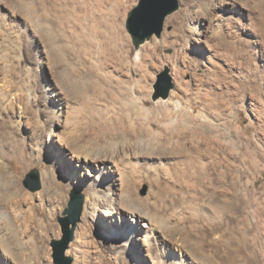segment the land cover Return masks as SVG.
<instances>
[{
	"label": "rangeland",
	"instance_id": "1",
	"mask_svg": "<svg viewBox=\"0 0 264 264\" xmlns=\"http://www.w3.org/2000/svg\"><path fill=\"white\" fill-rule=\"evenodd\" d=\"M138 2L0 0V93H14L0 102V264H55L73 193V264H264V0H179L136 50ZM167 70L173 88L154 100ZM100 132L119 152L104 163L70 141ZM239 135L242 178L206 151L239 152ZM131 170L156 209L120 245Z\"/></svg>",
	"mask_w": 264,
	"mask_h": 264
},
{
	"label": "water",
	"instance_id": "2",
	"mask_svg": "<svg viewBox=\"0 0 264 264\" xmlns=\"http://www.w3.org/2000/svg\"><path fill=\"white\" fill-rule=\"evenodd\" d=\"M179 10V0H139L138 4L132 8L128 14L126 29L132 38L136 50L150 41L154 36L160 38L166 19ZM168 70L159 76L160 91L154 100L169 97L173 88L168 76ZM36 184L34 191L40 189V182L37 171H33L29 176V185ZM84 205V197L78 193L71 195L69 208L65 211V218L60 220L63 231L61 240L53 241L52 247L54 252L55 264H73V258L66 256L70 244L75 239V230L77 223L80 222Z\"/></svg>",
	"mask_w": 264,
	"mask_h": 264
},
{
	"label": "bare ground",
	"instance_id": "3",
	"mask_svg": "<svg viewBox=\"0 0 264 264\" xmlns=\"http://www.w3.org/2000/svg\"><path fill=\"white\" fill-rule=\"evenodd\" d=\"M13 96H14V93L12 92V90L6 89L3 93H0V102L3 104L11 103ZM11 104H10V106H11ZM8 106H9V104H8ZM112 135L113 134L110 135L108 133L100 132V133L90 137L89 142L87 141L86 144L84 143L85 140H80L78 138H75L74 140L70 139V141L79 148V149L78 148L77 149L80 151L81 154H86V157H91L90 159H97V161H100V162L102 161L104 163L107 161L106 159H108L110 157L116 158L119 155V152L117 150L118 148H116L112 145H109L108 147L103 145V143L105 141L114 139V136H112ZM137 137L140 138V136H137ZM238 138L240 139V142L242 140V142L240 144L239 152L233 153L232 151H230L228 146H222V145H218V144H216L217 147L212 148V149H207L206 151L208 154L216 153L220 156H222L223 154L229 155L230 158L239 162L240 168H239V170H237V172H238L239 178H242L243 174H244V170L246 169V166H247V162L245 160L246 145L244 144L243 138L241 137V135H239ZM70 141L68 142V144L71 143ZM64 143H67V142L64 141ZM195 154H201L200 156L203 157L202 151H200L199 149L195 150ZM225 158H226V156H225ZM221 162H218V161L213 162L214 167H216L215 168L216 170H217V168L222 169L225 166H227V169L231 168V163L228 160L223 159V162L222 163ZM136 172H137L136 170H131V172H125L126 176L124 175V177L126 178L125 181L127 180L125 182V183H127L125 192L128 194V196H127V198H128V204L127 205L128 206H127V210H125L126 212L124 211V214H123L124 216L121 215V220L120 221L116 220V222H118V226H119V224L122 225L121 228H119V229H122L119 232V240L115 241L116 243L118 242L120 245L124 244L125 240H129V238H131V235L135 233V231L137 230V227L143 226V220L146 219V216H148L150 219H151V217L153 218L152 213L156 209L149 202V199L141 200V199L136 197L135 194H136V191H137L136 189L138 186L137 185V179L139 177L138 174H137L138 177L135 176ZM227 177H228V179L231 178L232 174H230V173L227 174ZM99 186L100 185H97V184L93 185L92 184L88 187H84L85 188L84 190H86L89 193H96V192H98ZM45 190H47V188ZM152 195H154V194L152 193L151 197H152ZM112 204L116 205L114 202ZM114 209H116V207H114ZM99 211H101L103 213V215H106V216H110L112 214L110 210H106V209L105 210L100 209ZM154 214H156V213H154ZM111 216H113V214ZM157 220H156V222L155 221L154 222L158 223ZM126 225H128V226L131 225L132 228H134V229L132 231L129 229L126 230L128 228V227L125 228ZM115 228H116V226H115ZM149 228L152 230L155 229L152 224H150Z\"/></svg>",
	"mask_w": 264,
	"mask_h": 264
}]
</instances>
